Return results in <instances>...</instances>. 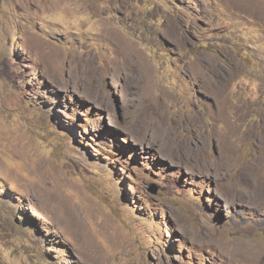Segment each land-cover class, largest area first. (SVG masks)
Masks as SVG:
<instances>
[{
  "label": "rangeland",
  "instance_id": "374dc122",
  "mask_svg": "<svg viewBox=\"0 0 264 264\" xmlns=\"http://www.w3.org/2000/svg\"><path fill=\"white\" fill-rule=\"evenodd\" d=\"M0 264H264V24L0 0Z\"/></svg>",
  "mask_w": 264,
  "mask_h": 264
},
{
  "label": "crops",
  "instance_id": "0c3cea01",
  "mask_svg": "<svg viewBox=\"0 0 264 264\" xmlns=\"http://www.w3.org/2000/svg\"><path fill=\"white\" fill-rule=\"evenodd\" d=\"M226 10L264 24V0H220Z\"/></svg>",
  "mask_w": 264,
  "mask_h": 264
}]
</instances>
